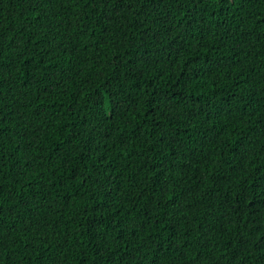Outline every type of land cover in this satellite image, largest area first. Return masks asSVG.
<instances>
[{
	"label": "trees",
	"instance_id": "16d2710c",
	"mask_svg": "<svg viewBox=\"0 0 264 264\" xmlns=\"http://www.w3.org/2000/svg\"><path fill=\"white\" fill-rule=\"evenodd\" d=\"M0 264H264V0H0Z\"/></svg>",
	"mask_w": 264,
	"mask_h": 264
}]
</instances>
